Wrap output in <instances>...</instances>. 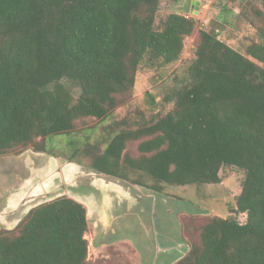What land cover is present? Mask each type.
Wrapping results in <instances>:
<instances>
[{"label": "trees", "instance_id": "1", "mask_svg": "<svg viewBox=\"0 0 264 264\" xmlns=\"http://www.w3.org/2000/svg\"><path fill=\"white\" fill-rule=\"evenodd\" d=\"M159 4L0 0V157L50 154L46 138L106 118L132 99L141 65L177 60L184 38L198 28L188 82L163 97L172 107L149 116L139 109L134 121L122 118L99 135L72 139L67 159L181 200L166 187L220 183L226 165L243 170L231 211L245 219L179 212L187 245L172 264H264V20L242 53L197 27L193 15L172 11L156 24ZM66 82L79 87L77 96ZM145 94L154 109L156 99ZM134 141L135 156L127 151ZM56 189L0 228V264H135L132 247L121 244L92 261L86 207L65 185Z\"/></svg>", "mask_w": 264, "mask_h": 264}, {"label": "rangeland", "instance_id": "2", "mask_svg": "<svg viewBox=\"0 0 264 264\" xmlns=\"http://www.w3.org/2000/svg\"><path fill=\"white\" fill-rule=\"evenodd\" d=\"M198 1L200 2L198 12L194 14L192 10H190V12L186 14L187 16H194L197 27H201L210 32H216L221 40L242 53H245V47L249 42L257 39V26L264 20V9L258 0ZM178 3L179 1L160 0L156 24L168 13L174 11ZM255 9H259L262 14L257 15ZM197 41L198 28L191 35L184 38V47L177 60L160 68L141 65L136 73L132 99L123 105H118L106 118L101 120L88 118L85 123L77 122L76 129L68 134H56L46 138V140H44V142H46L45 147L47 151H50V154L47 153L46 155H49V157L52 156L53 160L51 159L52 157L46 159L45 154L33 153L32 150H25L20 155L1 156L0 214L4 215L6 212L7 213L4 216H0V228L13 226L19 216L32 206L34 199L39 202L41 199L44 200L49 198V189L53 186L59 188L58 181L68 175V180L79 181L78 179L83 178V180L89 179L92 183L99 182L98 186L95 184V188H93L94 184H92V187L84 183L78 186L72 184L73 186L68 188V195L74 197L78 194L79 198L76 199L82 202L86 207L89 223L92 213H94V211L98 212L101 207V202L97 195L98 191L101 195L115 191V188L110 187L114 182H109L106 180L107 178L84 165L77 164L75 166V163L70 164L71 161L67 159V155L70 151L68 142L72 139L78 141V139L80 140L86 136L93 137L99 135V133L107 128L106 125H109V123L112 124L122 118L134 121L139 116V109H143V113L147 116H149L152 111H157L160 115L168 111L172 107V102H165L163 97L172 86H183L188 82L187 66L194 55V46ZM256 76L258 77L257 74ZM66 84L75 96L79 94V87L76 84L71 82H66ZM146 91L152 93L158 103L155 105L154 109L146 105ZM136 143L137 141L128 143L127 151L130 155H137ZM34 166H36V169L42 171L48 168L58 170H55L54 174L53 172H44L47 174L46 177H42L38 174V178L36 179L35 171L31 172V170L35 168ZM68 166L70 170H68ZM60 167H63V169ZM220 175L222 179L220 183L204 184L200 186L194 184L187 186H167L166 190L191 199L194 205H200V207H196L198 211L203 212L209 210L212 214H217L219 216H235L239 221H243L245 219V214L239 213L235 215L234 212L231 211V206L234 203L235 195L240 190L244 172L237 167L226 165L221 168ZM20 176H27L28 182L26 181V183H24V179L20 178ZM31 176L32 178L30 179ZM12 180H18L16 186H14V190H16L17 187H22L24 191H21V193L14 191L11 194H7L5 191L10 190L9 185ZM30 183L34 184L31 186L32 188L30 187L29 189ZM119 183V189L116 190L115 195L110 194V198H112L111 202L114 203V205H112L113 209L115 211L118 209L121 211V215L125 217V222L128 220L130 221L126 224L128 231L131 228H135L136 231H138L136 208L142 207L146 202L151 209L158 212L157 218L159 222L162 219L160 222L161 225L159 224L161 227L160 232H166V227L168 230H171V225L169 226L167 224V222L170 223L169 217L165 216L162 218L165 205L169 204L178 209H185V202L172 199L161 200L156 205L155 199L150 198L147 200L145 197H141V194L135 193L139 188L137 189L127 182ZM66 185L69 186L70 184ZM57 189L54 191H57ZM61 191H63L62 188H60V192ZM149 192L155 194L152 191ZM143 194L150 196L148 192ZM156 195L160 196L159 194ZM103 207V211H99L98 215H106V205L104 206L103 204ZM14 208L15 210L17 209L16 212H11ZM185 210L190 212L187 209ZM107 212L110 213L111 210L108 208ZM109 230L110 227H107L106 231L102 233L106 234ZM96 234L97 233H94L92 227H89L86 237L89 240L88 257H90L92 261L101 256L100 250H102L101 245L98 244L99 240L96 238ZM161 237H163V235ZM107 239L108 238H105V241H107ZM116 241L117 242L113 244L125 243L121 242L122 240L120 238L116 239Z\"/></svg>", "mask_w": 264, "mask_h": 264}, {"label": "crops", "instance_id": "3", "mask_svg": "<svg viewBox=\"0 0 264 264\" xmlns=\"http://www.w3.org/2000/svg\"><path fill=\"white\" fill-rule=\"evenodd\" d=\"M33 153H36V152H33ZM41 154H43V153H41ZM51 157L52 156L49 157V155H46V159L51 158ZM51 159L53 160V157ZM59 163H61V162H59ZM71 163H73V164L75 163V166L77 164L83 165L82 163H78L76 161H71L70 164ZM34 167L35 168H33L31 170V172L35 171L36 179L38 178V174H40V176H42V177H46L47 174H45L44 172H53V174H54L55 170H58V169L48 168V169H45L42 171V170L36 169V166H34ZM60 168L63 169V167H60ZM68 170H70L69 166H68ZM98 174L107 178L106 180H108L109 182H114L113 185H111L110 187L115 188V191H112V192H109L106 194L102 193L103 195H101L100 192L98 191L97 195L99 196V200L101 202V207H100L99 211H103L102 210V208H104L103 204H104V206L106 205V208H105L106 215L105 214L98 215L99 211L98 212L94 211V213H92V217L88 223V226L90 228L92 227L94 233H97L96 238L99 240L98 244L101 245V247H102V250H100L101 256L96 258V259H99L101 257L107 258L108 255L104 254L105 248L108 245H119V244H113L114 242H117L116 239H118V238H120L122 240L121 242H125V243L121 244V245H124L123 247H124L125 251H129V245H130V247H132V250H133L134 254L136 255V260H135L136 264H172L175 260H177L179 257H181L184 254V252L186 251L187 243L185 242L184 238L182 237L180 223H179V220L177 218V215L179 212H186V213H191V214H200L201 211H198V209H197L198 207H200V205H198V206L194 205L191 202V199L184 197V196H180L178 194H176V195L183 197L184 200L173 198V197L167 196L165 194L146 189L142 186L133 185V184H131V183H129L123 179L116 178V177L111 176V175H106V174H102V173H98ZM68 176L67 177L65 176L62 179H60L58 181L59 182V188L57 187L58 189H60V188L63 189L64 185H65V189H66L67 193H68V188L72 187L73 185L78 186V185L84 183L87 186H92V184H94V187L92 186L93 188H95V184H96V186L99 185V182L92 183L89 179L83 180V178L78 179L79 181L68 180L69 179ZM20 178L24 179L23 180L24 183H26V181L28 182L27 176H20ZM31 178H32V176L30 177V179ZM17 181L18 180H15V181L12 180V182L9 185L10 190L8 191L6 189L7 191H5L7 194H11L14 191H17L18 193L19 192L21 193V191H24V189L22 187H17V189L14 190V186H16ZM119 182H122V183L127 182L131 186L136 187L137 189L139 188V190L135 193L141 194V197H145L147 200L150 198L155 199L156 205H157V203H159V201L168 200V199L185 202L186 204H185L184 208L189 210L190 212L186 211L185 209L175 208L169 204L165 205L162 218H164L165 216L169 217L170 223L167 222V224L169 226L171 225L170 226L171 230H168V228L165 226L167 231L166 232H160V229H161L160 222L162 221V219L159 222V219L157 218L158 212L151 209L147 205V202H146V204H145L146 206L143 205L140 208H138V207L136 208V213H137L136 215H137V221H138V231H136L135 228H131L128 231L126 224L129 223L130 221L128 220L127 222H125V220H124L125 217L121 215V213H120L121 211L119 209L116 211L113 209L112 205H114V203L111 202L112 198H110V194L115 195L116 190L119 189V187H120ZM33 184L34 183H30L29 189L31 186H33ZM66 184H70V185L67 186ZM184 186H187V185H184ZM93 188H92V190H93ZM50 189H52V187ZM149 191H152L155 194L150 193ZM146 192H148L150 194V196H146V194H143ZM90 193H91V191H90ZM39 194H41V193H39ZM156 194H159L160 196H157ZM72 195H74V194H72ZM74 198H79L78 194H76L74 196ZM186 201H188V202H186ZM108 208L111 210L110 213L107 212ZM16 210L14 208L13 210H11V212H16ZM4 215L0 214V216H4ZM107 227H110V230L106 234L102 233V232L106 231ZM99 229H103V230H99ZM162 235H163V237H161ZM105 238H108L107 241H105ZM88 252H89V249H88ZM138 253H139V259H138Z\"/></svg>", "mask_w": 264, "mask_h": 264}, {"label": "water", "instance_id": "4", "mask_svg": "<svg viewBox=\"0 0 264 264\" xmlns=\"http://www.w3.org/2000/svg\"><path fill=\"white\" fill-rule=\"evenodd\" d=\"M199 3L198 0H180L178 5L175 6L174 11L180 14H187L192 10V12L196 14L198 12Z\"/></svg>", "mask_w": 264, "mask_h": 264}]
</instances>
